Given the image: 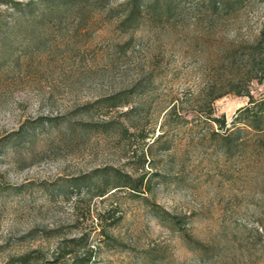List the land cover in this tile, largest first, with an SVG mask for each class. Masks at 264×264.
<instances>
[{
	"label": "rangeland",
	"instance_id": "obj_1",
	"mask_svg": "<svg viewBox=\"0 0 264 264\" xmlns=\"http://www.w3.org/2000/svg\"><path fill=\"white\" fill-rule=\"evenodd\" d=\"M124 1L0 0V264H264V145L207 116L264 97V0Z\"/></svg>",
	"mask_w": 264,
	"mask_h": 264
},
{
	"label": "trees",
	"instance_id": "obj_2",
	"mask_svg": "<svg viewBox=\"0 0 264 264\" xmlns=\"http://www.w3.org/2000/svg\"><path fill=\"white\" fill-rule=\"evenodd\" d=\"M58 0H39L41 4H48L49 2H55ZM140 0H125L121 3L124 7H129L131 4L133 5L131 10L129 11V15L127 16L128 19L132 20L135 17L138 10L140 11ZM22 3L14 1L12 3V8L14 9H21ZM26 7L31 8L28 4ZM2 13L0 9V14ZM244 57L246 62L244 63L245 73L240 78V83L242 82H251L253 80H258L259 82L264 81V29L258 34V36L247 43V46L243 49ZM240 84V85H241ZM242 86V85H241ZM242 88V87H241ZM233 92L239 96H248L250 98L249 105L239 110L238 117L234 120L232 128H227V120L224 116L216 117L215 112L213 109V103L223 95H219L216 97H212L210 99L209 109H208V119L211 123H214L219 126L221 131H224V135L221 137V142L217 145L224 149L227 155L231 154L234 145L233 141L231 140L234 136H239L241 132L247 131L252 138V141L255 139V143H258L260 146L264 145V97L256 99L247 89L240 90L234 89ZM122 104L114 103L113 107H121ZM179 116L177 112V108L173 107L168 113L166 120L163 124V138L167 133V125H170V121L172 117ZM35 125H43L45 122L37 120L34 122ZM180 124V123H177ZM242 126V127H240ZM24 133V128L19 130L18 132L10 135L9 138H12L14 135H20ZM215 136H220V132L215 133ZM245 144V143H244ZM136 190V189H135ZM107 193L103 191L101 196H105ZM158 210V209H157ZM158 215L161 213L158 211ZM168 220L178 221V217H174L168 214L166 217ZM179 224V223H178ZM91 252L81 257V264H91Z\"/></svg>",
	"mask_w": 264,
	"mask_h": 264
}]
</instances>
